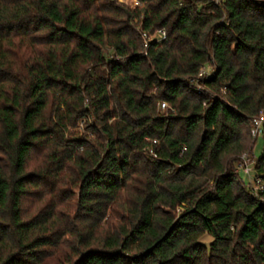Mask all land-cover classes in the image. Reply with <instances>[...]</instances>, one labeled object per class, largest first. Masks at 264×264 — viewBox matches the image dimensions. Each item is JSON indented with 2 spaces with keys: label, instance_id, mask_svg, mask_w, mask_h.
Masks as SVG:
<instances>
[{
  "label": "trees",
  "instance_id": "trees-1",
  "mask_svg": "<svg viewBox=\"0 0 264 264\" xmlns=\"http://www.w3.org/2000/svg\"><path fill=\"white\" fill-rule=\"evenodd\" d=\"M138 1L0 0V264H264V0Z\"/></svg>",
  "mask_w": 264,
  "mask_h": 264
},
{
  "label": "built area",
  "instance_id": "built-area-1",
  "mask_svg": "<svg viewBox=\"0 0 264 264\" xmlns=\"http://www.w3.org/2000/svg\"><path fill=\"white\" fill-rule=\"evenodd\" d=\"M217 1L219 2L220 0H217ZM136 4H139V1H136ZM158 35H159V37L165 38L167 33H166V31L162 30L158 33ZM204 74H205V71L203 70L200 73V76H203ZM167 107H168L167 102H163L161 104L162 109H166ZM263 132H264V112H261L260 117L256 118L254 121V125L252 128V135L254 136V138H259L260 136L263 135ZM155 142H157V141H155ZM151 152L154 155H156L154 149H151ZM238 168L250 177V179H251L250 185L256 191L263 188L261 181L256 178V173H255L254 179L251 177L252 173L255 172V160L252 159V156L249 153L246 152V153L241 155L240 161L238 163ZM255 185H256V187H255Z\"/></svg>",
  "mask_w": 264,
  "mask_h": 264
},
{
  "label": "rangeland",
  "instance_id": "rangeland-1",
  "mask_svg": "<svg viewBox=\"0 0 264 264\" xmlns=\"http://www.w3.org/2000/svg\"><path fill=\"white\" fill-rule=\"evenodd\" d=\"M118 1L132 5V6L139 5V4H136V1H138V0H118ZM79 128L82 131L85 130L83 123L80 124ZM263 153H264V139H263V135H262L257 139L256 145L254 147V155L258 159ZM240 175H241L242 179L248 185H250V180H251L250 177L248 175H246L242 170H240ZM254 176H255V172L252 173L251 177L254 179ZM255 187H256V185H255ZM206 241H208V242L211 241V238L206 237Z\"/></svg>",
  "mask_w": 264,
  "mask_h": 264
}]
</instances>
